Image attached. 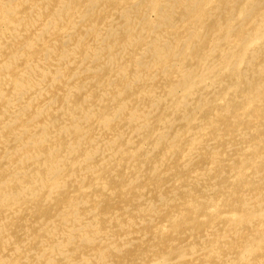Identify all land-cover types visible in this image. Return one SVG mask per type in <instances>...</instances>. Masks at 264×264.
<instances>
[{"label":"bare ground","instance_id":"6f19581e","mask_svg":"<svg viewBox=\"0 0 264 264\" xmlns=\"http://www.w3.org/2000/svg\"><path fill=\"white\" fill-rule=\"evenodd\" d=\"M0 264H264V0H0Z\"/></svg>","mask_w":264,"mask_h":264}]
</instances>
